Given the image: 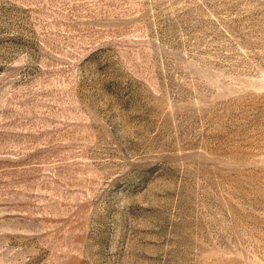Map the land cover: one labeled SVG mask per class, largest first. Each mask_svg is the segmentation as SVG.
<instances>
[{"label": "rangeland", "instance_id": "1", "mask_svg": "<svg viewBox=\"0 0 264 264\" xmlns=\"http://www.w3.org/2000/svg\"><path fill=\"white\" fill-rule=\"evenodd\" d=\"M0 264H264V0H0Z\"/></svg>", "mask_w": 264, "mask_h": 264}]
</instances>
